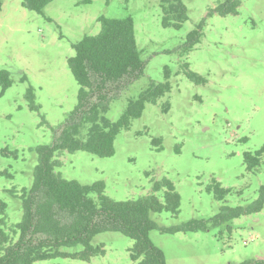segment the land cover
Masks as SVG:
<instances>
[{
  "label": "rangeland",
  "instance_id": "rangeland-1",
  "mask_svg": "<svg viewBox=\"0 0 264 264\" xmlns=\"http://www.w3.org/2000/svg\"><path fill=\"white\" fill-rule=\"evenodd\" d=\"M239 1L237 13L219 15L211 10L220 0H183L188 19L176 29L162 25L159 0H52L42 13L21 0H1L0 69L12 80L2 93L0 86V201L6 204L7 229L21 220L20 196L33 183L39 148L54 142L77 104L79 85L67 65L73 44L98 32L99 15H131L144 67L131 83L122 80L104 89L111 97L105 115L117 120L129 99L164 81L165 66L170 91L146 103L141 116L120 130L111 156L61 151L55 171L81 184L101 180L105 194L117 201L148 194L155 181L168 178L180 208L176 215L151 213L158 226L197 220L207 228L151 230L165 264L264 259V198L258 206L264 151L254 169L244 161L245 152L264 145V0ZM199 24L201 35L185 52L187 33ZM187 69L204 81L187 77ZM29 86L38 111L25 98ZM166 101L170 106L163 112ZM214 180L229 189L221 198ZM99 243L104 254L88 261L56 257L33 264H138L129 255L133 240L120 232L96 234L92 244Z\"/></svg>",
  "mask_w": 264,
  "mask_h": 264
},
{
  "label": "trees",
  "instance_id": "trees-1",
  "mask_svg": "<svg viewBox=\"0 0 264 264\" xmlns=\"http://www.w3.org/2000/svg\"><path fill=\"white\" fill-rule=\"evenodd\" d=\"M21 1L27 9L42 13L52 0ZM239 4V0H220L211 11L219 15L235 14ZM1 6L0 0V9ZM159 6L164 27L178 29L188 19L183 0H159ZM97 21L98 32L75 42L74 55L67 58L68 68L79 85L77 104L54 142L39 148L33 183L20 196L22 216L15 229H7L6 204L0 201V264H33L56 257L88 261L93 256L104 254L102 243L92 244V238L104 231H117L131 238L133 244L129 255L138 264H165L163 251L149 237L151 230L158 228L165 233H174L207 228L205 221L197 220L170 227L158 226L151 213L168 211L176 215L180 208V195L166 177L155 181L148 194L117 201L105 194L101 180L81 184L77 180L65 179L55 171L60 165L56 156L61 151L83 150L99 157L111 156L120 130L141 116L146 103H155L171 88L170 69L165 66L164 81L150 83L136 98L127 101L117 120H110L105 113L111 97L105 94L104 89L122 80L131 83L142 73L144 62L136 43L131 15H99ZM200 35L201 24L187 33L185 52L192 49ZM183 65L187 67V63ZM185 73L192 80L204 81L188 69ZM11 83L9 71L0 69L1 93ZM33 91L29 86L25 98L29 108L38 111ZM169 106L168 101L163 103L162 111H168ZM152 142L160 144L161 140L153 138ZM263 151L264 145L254 153H244L248 169L259 165ZM218 184L214 180L212 186L216 198H221L229 189ZM262 195L259 207L263 203L264 192ZM236 264H264V259H249Z\"/></svg>",
  "mask_w": 264,
  "mask_h": 264
}]
</instances>
